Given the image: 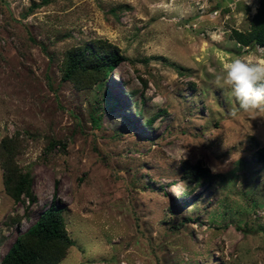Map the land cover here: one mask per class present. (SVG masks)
<instances>
[{
	"label": "rangeland",
	"instance_id": "374dc122",
	"mask_svg": "<svg viewBox=\"0 0 264 264\" xmlns=\"http://www.w3.org/2000/svg\"><path fill=\"white\" fill-rule=\"evenodd\" d=\"M257 8L0 0V140L18 136L35 196L14 202L0 167V257L53 202L73 241L57 264H264V112L216 84L224 63L264 60L231 37ZM98 39L118 67L62 79L66 51ZM195 164L210 183L191 187Z\"/></svg>",
	"mask_w": 264,
	"mask_h": 264
},
{
	"label": "trees",
	"instance_id": "16d2710c",
	"mask_svg": "<svg viewBox=\"0 0 264 264\" xmlns=\"http://www.w3.org/2000/svg\"><path fill=\"white\" fill-rule=\"evenodd\" d=\"M231 37L243 47L257 45L264 48V0H258L257 12L251 18L249 28L245 31L233 29ZM121 59L115 46L101 39L91 40L66 51L62 63V79L76 80L80 75L104 79L111 69L118 67ZM152 119L147 121V125H150ZM17 138V135L5 136L0 140L3 190L14 202L25 198L29 203L35 200L32 178L16 162L21 148ZM256 158L264 168V147L256 151ZM183 173L192 188L206 185L214 178L207 168L199 164L186 165ZM25 218H28L27 213ZM20 219L17 216L13 220L19 222ZM71 245L73 241L65 229L62 210L52 202L15 238L4 256L0 257V264H57L65 257Z\"/></svg>",
	"mask_w": 264,
	"mask_h": 264
},
{
	"label": "clouds",
	"instance_id": "9594fccd",
	"mask_svg": "<svg viewBox=\"0 0 264 264\" xmlns=\"http://www.w3.org/2000/svg\"><path fill=\"white\" fill-rule=\"evenodd\" d=\"M221 71L222 76L217 78L216 84L231 90L241 110L264 112V60L237 58L224 63Z\"/></svg>",
	"mask_w": 264,
	"mask_h": 264
}]
</instances>
